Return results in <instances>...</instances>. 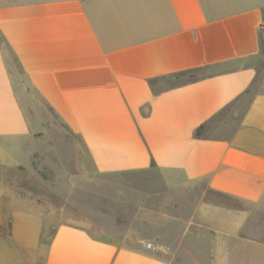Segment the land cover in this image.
<instances>
[{"label": "crops", "instance_id": "0c3cea01", "mask_svg": "<svg viewBox=\"0 0 264 264\" xmlns=\"http://www.w3.org/2000/svg\"><path fill=\"white\" fill-rule=\"evenodd\" d=\"M263 33L264 0H0V264H264ZM198 69L218 70L169 83ZM42 109L96 174L165 182L130 187L146 200L120 202L107 228L51 220L25 198L12 208L1 157L26 144L15 167L30 165ZM224 113L234 122L196 136ZM235 244L261 255L238 258Z\"/></svg>", "mask_w": 264, "mask_h": 264}, {"label": "rangeland", "instance_id": "374dc122", "mask_svg": "<svg viewBox=\"0 0 264 264\" xmlns=\"http://www.w3.org/2000/svg\"><path fill=\"white\" fill-rule=\"evenodd\" d=\"M259 70L264 69V44L262 47V56L256 61ZM218 69H210L200 72H192L190 75H206L215 72ZM180 77L179 81L173 79L169 83L175 84L183 82L188 77ZM258 83H256L257 85ZM255 86V85H254ZM32 114V110L29 111ZM39 115L51 117L42 133V138L36 141L33 139L28 145L37 153L28 167H15L17 162L29 163L30 153L26 144L18 147L11 145L10 154L4 155L3 162L7 165V171L10 174L4 175V181L11 178V189L9 197L12 200V208L16 207L15 202L20 198H25L33 204H28V209L35 212L42 210L45 217L51 220L60 219L63 222L73 224H87L86 215L98 218L101 225L105 228L108 225L114 226L116 223L121 224L122 216L120 212V202L132 204L133 202L145 201V197L136 191L130 190L144 184H162L165 182V176L158 170H149L140 173L99 175L96 174L91 166L88 156L83 150L77 136L69 130L50 112L45 109L38 111ZM37 113V114H38ZM234 122V118L227 114H221L209 123L203 130V134L209 132V128L214 125H228ZM15 168V169H14ZM27 170L28 176L25 172ZM34 182H31L29 178ZM37 181V182H36ZM33 190L36 194L42 196L43 200L36 198L29 191L22 192L19 188ZM53 187L57 192L52 191ZM60 195H58V194ZM145 199V200H144ZM123 200V201H122ZM37 203V205L35 204ZM129 210H137L136 206H131ZM236 209L247 208L246 205L235 201ZM37 210V211H36ZM53 222V221H52ZM55 223V221H54ZM264 223V222H263ZM24 221L19 223L21 231L24 230ZM0 231L7 233L8 223H0ZM241 247L238 258L247 259L261 255L260 250L255 246H238ZM187 264H193L188 254L183 255Z\"/></svg>", "mask_w": 264, "mask_h": 264}, {"label": "trees", "instance_id": "16d2710c", "mask_svg": "<svg viewBox=\"0 0 264 264\" xmlns=\"http://www.w3.org/2000/svg\"><path fill=\"white\" fill-rule=\"evenodd\" d=\"M263 44H264V33L262 34V47H263ZM202 70L203 69H198V70H195V71H186V72L182 73L181 75H182V77H186L189 73H192V72H200ZM187 77H188V80L191 81V80L198 79L199 78V75L195 74V75H190V76H187ZM203 129H204V126L200 127L196 131V136L197 137H200L202 135Z\"/></svg>", "mask_w": 264, "mask_h": 264}, {"label": "built area", "instance_id": "2783aa9c", "mask_svg": "<svg viewBox=\"0 0 264 264\" xmlns=\"http://www.w3.org/2000/svg\"><path fill=\"white\" fill-rule=\"evenodd\" d=\"M146 249H148L149 251H152V252L159 251V249L156 246H154L152 243H147Z\"/></svg>", "mask_w": 264, "mask_h": 264}]
</instances>
